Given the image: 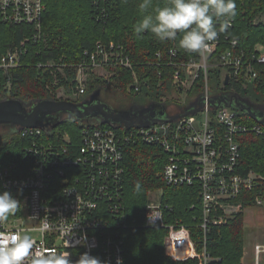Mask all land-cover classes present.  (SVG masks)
Masks as SVG:
<instances>
[{
	"label": "built area",
	"instance_id": "2783aa9c",
	"mask_svg": "<svg viewBox=\"0 0 264 264\" xmlns=\"http://www.w3.org/2000/svg\"><path fill=\"white\" fill-rule=\"evenodd\" d=\"M107 1L92 0L95 16H106ZM45 10L43 0H0V22L11 26L24 24L29 29L24 38L0 49V100L15 99L12 89L19 82L18 70L31 64L43 70L46 88L56 100H78L86 95L93 76L107 79L121 76L117 73L121 68L130 70L133 75L128 93L136 96L142 84L149 86L148 78L145 83L140 80L127 49L115 42L97 41L83 48L75 60L57 54L35 61L29 55V43L41 42L49 49L48 38L43 32ZM224 22V18L214 21L217 39L209 42L206 49L195 52L196 56L180 61V68L173 74L176 91L186 93L203 74L205 88L200 95L204 105L197 113L169 121L166 119L182 111H167L163 116L165 120L155 121L148 127L107 123L101 118L78 119L70 115L82 125L77 142L68 130L60 129L65 118H55L57 113H53L43 126L11 125L13 133L23 140L17 146L22 155L11 158V149L0 148V192L9 191L20 201V206L7 221L0 222V236L32 233L35 251L69 252L74 261L78 256L73 254L88 251L104 264H116L117 257L125 264L122 234L130 225L125 202V148L132 141L143 140L160 146L166 153V162L158 173L166 184L196 187L203 208L202 250L197 249L188 226L179 225L178 221L169 222L165 217L167 206L162 202V187L157 188L162 190L159 200L157 195L151 199L154 190L150 191L143 225L168 229L166 253L173 259L179 258L172 245L184 240L186 259L201 256V264H210L214 258L207 250V243L212 228L225 225L242 208L241 203L235 204L233 200L243 191L257 188L255 204L264 206V174L239 170L241 147L236 139L237 134L249 131L264 138V126L244 121L236 108L213 104L221 98L235 100L241 94L238 87L245 89L256 81L258 66L264 63V45L241 47L239 38L230 34L234 18L228 21L226 30L219 31ZM177 53L175 47L169 51L171 58ZM36 54L40 55L41 51ZM157 56L161 58L160 51ZM214 56L218 58L212 60ZM213 66L223 68L220 92L212 91L209 83L208 70ZM227 77L232 87L229 90V82L224 83ZM53 89L57 92L52 93ZM244 98L254 104L246 96ZM166 99L163 97L161 103L165 105ZM70 231L73 238L68 246L64 233ZM81 235L87 236V246L75 243ZM254 251L258 264L264 244L255 243Z\"/></svg>",
	"mask_w": 264,
	"mask_h": 264
},
{
	"label": "trees",
	"instance_id": "16d2710c",
	"mask_svg": "<svg viewBox=\"0 0 264 264\" xmlns=\"http://www.w3.org/2000/svg\"><path fill=\"white\" fill-rule=\"evenodd\" d=\"M46 10L43 15V32L48 38V47L45 49L41 42H31L29 55L36 61L49 55H64L75 60L80 56L83 48L91 47L97 41L105 43L115 42L123 45L134 64L140 80L144 83L149 79V86L142 84L141 92L133 96L128 93V83L133 80L130 70L121 68L109 79L93 76L89 80L87 93L91 94L104 85H114L117 92L130 99L122 108H128L131 104L145 102L160 103L162 98L175 93L173 85V74L180 68L182 60H188L190 56H196L195 52L181 49L178 41L182 34L171 41H160L152 33L145 31L137 34L134 26L142 19L139 4L142 0H108L106 2V16L100 18L93 12L92 0H43ZM167 0H153L154 7H163ZM236 16L231 35L237 36L240 46L253 48L256 44L264 45V23L257 18L264 14V0H235ZM148 11H152L150 8ZM216 21V20H215ZM29 29L26 25L11 26L0 22V49L2 50L13 41L24 38ZM175 47L177 56L172 57L169 51ZM223 48L220 49V51ZM40 50L41 54H36ZM162 56H157L158 52ZM218 56L212 57V60ZM258 78L250 83L249 87H238L241 93L232 101H241L251 107L264 105V63L258 66ZM209 83L212 91L220 92L223 84V68L213 66L209 68ZM19 82L13 86L15 98L23 100L26 104L44 99L54 98L46 88L43 79V70L35 64L23 66L18 70ZM226 80V79H225ZM227 89H231L228 80ZM225 83V82H224ZM204 76L201 73L189 90L188 99L199 96L204 92ZM130 96V97H129ZM249 98L253 103L245 102ZM128 99V100H129ZM169 98L166 99V102ZM143 102V103H141ZM228 102H231L228 100ZM125 106V107H124ZM223 106V105H221ZM227 106V105H226ZM183 107V106H182ZM241 118L250 123H259L252 118L247 111L238 109ZM184 110V107H183ZM182 110V111H183ZM99 124H102L99 122ZM62 131L68 130L75 142L79 141V132L82 127L79 120L68 116L61 123ZM6 127V126H5ZM236 139L240 143V167L242 172L254 170L264 174V138L255 132H243L237 134ZM23 141L20 136L13 133V126H8L0 133V148L11 149L12 157H21L22 152L17 149L18 144ZM166 153L158 145H152L143 140L130 142L125 148V202L128 210V222L130 225L123 230L124 260L125 264H201L202 257L186 259V242L177 240L173 246L178 250V260L173 259L166 253L165 237L168 229L165 227H146L145 209L149 201V193L157 188H163L162 197L165 209V217L169 222L178 221L179 225L190 228L192 238L199 251L202 250L203 221L202 200L195 186L168 185L163 181L160 174L166 162ZM260 193V192H259ZM258 189L245 190L234 199L235 204H242V208L235 212L223 226H215L209 234L207 250L214 260L210 264H243L244 246L246 240L245 210L256 206L255 198ZM263 195L262 193H260ZM194 205V207H193ZM264 211V206L262 207ZM185 249H184V248ZM73 251H71L72 253ZM74 257L79 253L73 254Z\"/></svg>",
	"mask_w": 264,
	"mask_h": 264
},
{
	"label": "clouds",
	"instance_id": "9594fccd",
	"mask_svg": "<svg viewBox=\"0 0 264 264\" xmlns=\"http://www.w3.org/2000/svg\"><path fill=\"white\" fill-rule=\"evenodd\" d=\"M152 8V11H148ZM142 19L134 26L137 34L148 31L160 41H178L181 49L189 52H199L206 49L209 42L215 41L218 31L215 20L224 18L219 31L229 26L228 21L237 14L235 0H167L163 7H154L153 0H142L139 4ZM20 206V201L9 191L0 192V222L7 221ZM42 231L45 228L41 229ZM68 246L73 232L64 233ZM33 239L26 234L13 233L0 236V264H104L98 257L85 251L75 261L69 252L56 253L34 250ZM75 243L87 246V236L81 235ZM116 264H123L121 257L116 258Z\"/></svg>",
	"mask_w": 264,
	"mask_h": 264
},
{
	"label": "water",
	"instance_id": "95a60500",
	"mask_svg": "<svg viewBox=\"0 0 264 264\" xmlns=\"http://www.w3.org/2000/svg\"><path fill=\"white\" fill-rule=\"evenodd\" d=\"M228 82V77L225 83ZM101 88L96 89L89 99L74 103L70 100H56L52 98L40 99L29 108L21 99L0 100V126L9 124L21 127L43 126L48 122V116L57 112H69L74 114L78 119L101 118L107 123H125L129 125L136 124L139 127H148L163 118L166 106L160 103H151L148 106L137 109L132 113V109H116L108 102L100 99ZM203 96H198L196 102L184 107V110L178 114L170 116L166 120L172 121L179 117L197 113L203 107ZM245 102H249L244 99ZM241 101L228 102L227 98H221L220 101L213 104L215 106H239L242 110L247 111L250 116L258 122H263L260 114H256L253 108ZM160 109V111H158ZM160 112V113H159Z\"/></svg>",
	"mask_w": 264,
	"mask_h": 264
},
{
	"label": "rangeland",
	"instance_id": "374dc122",
	"mask_svg": "<svg viewBox=\"0 0 264 264\" xmlns=\"http://www.w3.org/2000/svg\"><path fill=\"white\" fill-rule=\"evenodd\" d=\"M257 20L264 23V14H261L260 16H258ZM56 92H57V89H53L52 93H56ZM101 96L103 97L105 101L112 103L115 107H121L125 103H130V100H128L125 95L116 91L114 85H104L101 90ZM195 97L196 96L188 99V94L186 92L182 91L180 93V91L177 90L175 93L173 92L170 95L166 96V98H169L170 102L169 100H167L169 103H165V105L167 104L168 112L169 111L180 112V110L181 111L183 110V107L191 104L192 100ZM135 104L136 103H133V105ZM4 129H8V126L6 127L1 126L0 133H2ZM161 192L162 190L155 189L153 191V194H151L150 196L151 199L155 198L157 195L156 199L159 200L161 198ZM245 220H246V225H247L246 227L247 231H246V240H245V246H244L245 254L243 258V264H257L256 259H255L254 245L255 243L264 244V211H263V208L258 207V206L248 207L245 210ZM31 235L33 234L30 233L29 236ZM258 264H264V253H261Z\"/></svg>",
	"mask_w": 264,
	"mask_h": 264
},
{
	"label": "flooded vegetation",
	"instance_id": "af4514ba",
	"mask_svg": "<svg viewBox=\"0 0 264 264\" xmlns=\"http://www.w3.org/2000/svg\"><path fill=\"white\" fill-rule=\"evenodd\" d=\"M102 90V89H101ZM93 93V92H92ZM91 93V94H92ZM91 94H88V95H84V96H81L78 100H72V99H69L70 101H72V102H74V103H81V102H83V101H85V100H87V99H89V97L91 96ZM130 97V96H129ZM100 99L102 100V101H105L104 99H103V97L100 95ZM127 99H129L128 97H127ZM130 100V99H129ZM107 102V101H106ZM110 105H112V107H114V108H116V109H132V111L134 112V113H136L137 112V109H139V108H142V107H145V106H148L149 104H151V103H154V102H145V103H143V102H141V103H143V105L142 106H139L140 105V103L138 104V103H136L135 105H133V104H131L128 108H122V107H115L112 103H110V102H108ZM135 103V102H134ZM26 104V103H25ZM33 104V102H31V104L30 105H32ZM241 104V103H240ZM27 106H28V104H26ZM242 105V104H241ZM166 106V105H165ZM238 107V109H240V107L239 106H237ZM167 106H166V110H165V114L164 115H166V113H167ZM252 108H253V111L256 113V114H260L261 115V117L260 118H262V119H264V105H260V106H256V107H254V106H252ZM158 111H160V109L158 110ZM160 113V112H159ZM70 115H74V114H71V113H69V112H57V114L56 115H54V117L56 118V117H59V118H66V117H68V116H70ZM52 115H50V116H48V119H49V117H51ZM9 126H11V125H9Z\"/></svg>",
	"mask_w": 264,
	"mask_h": 264
},
{
	"label": "bare ground",
	"instance_id": "6f19581e",
	"mask_svg": "<svg viewBox=\"0 0 264 264\" xmlns=\"http://www.w3.org/2000/svg\"><path fill=\"white\" fill-rule=\"evenodd\" d=\"M130 82V81H129ZM181 93V92H180ZM79 99V98H78Z\"/></svg>",
	"mask_w": 264,
	"mask_h": 264
}]
</instances>
